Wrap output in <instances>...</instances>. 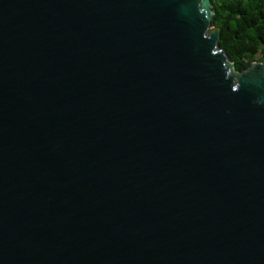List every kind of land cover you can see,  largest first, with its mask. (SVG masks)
Listing matches in <instances>:
<instances>
[{
  "label": "water",
  "instance_id": "1",
  "mask_svg": "<svg viewBox=\"0 0 264 264\" xmlns=\"http://www.w3.org/2000/svg\"><path fill=\"white\" fill-rule=\"evenodd\" d=\"M211 0H0V264H264V63Z\"/></svg>",
  "mask_w": 264,
  "mask_h": 264
},
{
  "label": "trees",
  "instance_id": "2",
  "mask_svg": "<svg viewBox=\"0 0 264 264\" xmlns=\"http://www.w3.org/2000/svg\"><path fill=\"white\" fill-rule=\"evenodd\" d=\"M212 26L220 28L219 45L238 70L264 63V0H211Z\"/></svg>",
  "mask_w": 264,
  "mask_h": 264
}]
</instances>
